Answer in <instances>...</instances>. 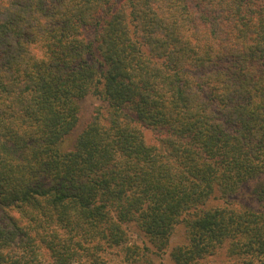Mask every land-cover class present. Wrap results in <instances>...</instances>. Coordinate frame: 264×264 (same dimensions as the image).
<instances>
[{
    "label": "trees",
    "instance_id": "obj_1",
    "mask_svg": "<svg viewBox=\"0 0 264 264\" xmlns=\"http://www.w3.org/2000/svg\"><path fill=\"white\" fill-rule=\"evenodd\" d=\"M166 251L264 264V0H0V264Z\"/></svg>",
    "mask_w": 264,
    "mask_h": 264
},
{
    "label": "rangeland",
    "instance_id": "obj_2",
    "mask_svg": "<svg viewBox=\"0 0 264 264\" xmlns=\"http://www.w3.org/2000/svg\"><path fill=\"white\" fill-rule=\"evenodd\" d=\"M101 104L102 102H100L99 100L93 97H86L80 102L79 123L73 134L68 136V138L64 139V141L60 146L61 150L68 151L73 147L76 140V134L89 122L91 114L94 111L95 107L100 106ZM147 138L149 141L152 140V136L149 133H147ZM142 241H143V237H141V235L135 233L131 234L130 236L131 244L140 245ZM176 241H177L176 238H174L172 242L175 243ZM146 244L147 247L149 248V244L148 243ZM171 245H173V243ZM167 252L168 251H166L165 254H163L160 258H159L160 255L151 256V259L154 260L151 264H174L173 261L168 257Z\"/></svg>",
    "mask_w": 264,
    "mask_h": 264
}]
</instances>
